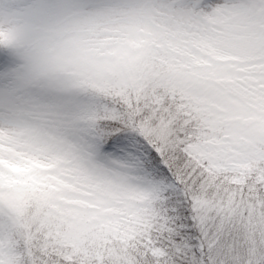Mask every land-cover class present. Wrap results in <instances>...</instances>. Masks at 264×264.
Returning a JSON list of instances; mask_svg holds the SVG:
<instances>
[{"label": "snow or ice", "instance_id": "1", "mask_svg": "<svg viewBox=\"0 0 264 264\" xmlns=\"http://www.w3.org/2000/svg\"><path fill=\"white\" fill-rule=\"evenodd\" d=\"M0 264H264V0H0Z\"/></svg>", "mask_w": 264, "mask_h": 264}]
</instances>
